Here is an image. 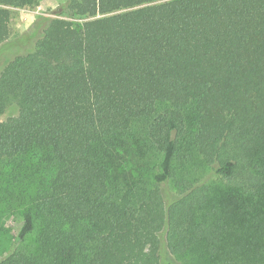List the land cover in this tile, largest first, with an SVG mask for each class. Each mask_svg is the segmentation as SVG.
Here are the masks:
<instances>
[{
    "label": "trees",
    "instance_id": "trees-1",
    "mask_svg": "<svg viewBox=\"0 0 264 264\" xmlns=\"http://www.w3.org/2000/svg\"><path fill=\"white\" fill-rule=\"evenodd\" d=\"M37 2L0 0V44ZM53 14L0 71V117L17 109L0 118V185L30 201L29 249L0 264H264V0Z\"/></svg>",
    "mask_w": 264,
    "mask_h": 264
},
{
    "label": "rangeland",
    "instance_id": "rangeland-1",
    "mask_svg": "<svg viewBox=\"0 0 264 264\" xmlns=\"http://www.w3.org/2000/svg\"><path fill=\"white\" fill-rule=\"evenodd\" d=\"M65 0H38L37 4L30 8L13 9L12 17L9 23L10 36L9 39L0 44V71L11 61L14 57L24 55L32 52L34 49L38 37L32 39L29 42H25L26 38H29L37 30V19L41 16L55 18L53 14L57 10L60 4ZM72 22H79L72 20ZM12 46V50L9 54H2L5 47ZM17 112L14 103H8L5 113L0 117L1 120H5L11 116H15ZM171 156L166 155L163 158H158L160 166L167 165ZM31 161L28 160V163ZM205 185L210 187L214 185V182L205 178ZM20 189L23 187L20 185ZM3 190H7L8 193ZM11 186L7 185V189L0 185V259L17 248L20 244L29 249V242L22 241L19 238V230L21 227L20 212L25 206L30 204L29 200H24L16 190L12 192ZM23 198V200H21ZM20 201V202H19ZM32 240V239H31ZM168 262L172 264H180V260L168 255Z\"/></svg>",
    "mask_w": 264,
    "mask_h": 264
}]
</instances>
